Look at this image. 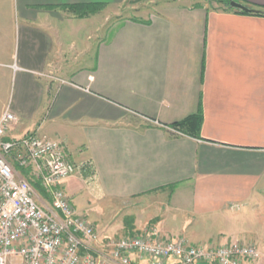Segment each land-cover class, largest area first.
Instances as JSON below:
<instances>
[{"label":"crops","instance_id":"0c3cea01","mask_svg":"<svg viewBox=\"0 0 264 264\" xmlns=\"http://www.w3.org/2000/svg\"><path fill=\"white\" fill-rule=\"evenodd\" d=\"M126 2L0 0V117H18L7 138L37 131L86 164L62 186L107 207L91 219L74 204L106 237L124 228L115 209L152 207L162 236L264 255V16L172 3L93 43V17L67 8ZM199 113L198 132L173 127Z\"/></svg>","mask_w":264,"mask_h":264},{"label":"built area","instance_id":"2783aa9c","mask_svg":"<svg viewBox=\"0 0 264 264\" xmlns=\"http://www.w3.org/2000/svg\"><path fill=\"white\" fill-rule=\"evenodd\" d=\"M17 122L9 108L0 117V264H132V254L153 264H260V248L240 242L196 245L154 233L103 237L62 186L87 165L71 161L62 142L38 132L7 138ZM21 169L42 184L49 204H40Z\"/></svg>","mask_w":264,"mask_h":264},{"label":"rangeland","instance_id":"374dc122","mask_svg":"<svg viewBox=\"0 0 264 264\" xmlns=\"http://www.w3.org/2000/svg\"><path fill=\"white\" fill-rule=\"evenodd\" d=\"M172 3L180 6L184 4L198 5L205 3L210 6V8L216 10H222L226 7L221 0H127L126 4H124L120 8L108 9L106 6H104L99 9L96 8L86 16L87 18L93 17L91 24H89L95 29L93 31L94 33L92 32V41L93 43L98 42V40L107 36L111 32V30L116 26V24L122 19H144L164 9L167 5H170ZM71 13L73 15H76L75 12ZM21 174H23L28 180L32 179L30 171H28V174L27 172L25 174L22 172ZM35 189L37 191L38 200L40 204H49L50 200L49 198H46L49 195L40 182L36 183ZM40 194L44 196V200L42 199ZM71 198L78 210L81 213H84L86 211L89 214V218L91 219H98L100 214H103L106 210L108 211L107 207H105L103 203L89 199L84 195H73ZM130 213H134L130 207H122L120 209H115V212L112 214L113 223L123 221L124 228L122 230H118L113 234L110 233L112 235H110L111 238H121L124 236H138L142 234L149 235L152 233H154L153 237H163L162 239L165 240H172L174 238H186L185 236H162L159 231H156L155 225L160 220V216L156 214V211L154 209L152 211V207L141 209V211H139L137 215L136 213L135 215ZM136 220H138V225H136ZM170 225L174 226L172 223ZM101 234L103 235V233ZM104 236L105 235H103V237ZM262 258H264L263 254Z\"/></svg>","mask_w":264,"mask_h":264},{"label":"trees","instance_id":"16d2710c","mask_svg":"<svg viewBox=\"0 0 264 264\" xmlns=\"http://www.w3.org/2000/svg\"><path fill=\"white\" fill-rule=\"evenodd\" d=\"M224 4H225V9L226 10H231V11H235L241 14H251V15H258V16H264V11L258 10L256 12H245L236 8L231 7V1L233 0H221ZM238 2H241L240 0H235ZM246 6L250 7V8H256L255 6L251 5V4H245ZM105 5L102 3H79V4H73L68 6L67 8L71 11V12H75L76 15H78L79 17H86L90 12H92L93 10H95L96 8H102ZM203 117L202 114L199 113L196 116H192V117H188L187 119H185L182 122L173 124V127L175 129H178L180 131L186 132L187 131V126H189L190 124L194 123L196 124V128H197V132L200 130V126L202 123ZM21 171L25 174L29 169H21ZM31 179L30 182L32 184V186L35 188L36 183H39L38 180H33ZM44 190V189H43ZM45 191V190H44Z\"/></svg>","mask_w":264,"mask_h":264},{"label":"water","instance_id":"95a60500","mask_svg":"<svg viewBox=\"0 0 264 264\" xmlns=\"http://www.w3.org/2000/svg\"><path fill=\"white\" fill-rule=\"evenodd\" d=\"M231 7L248 12V13L257 11L256 9L250 8L246 6L245 4L235 1V0L231 1Z\"/></svg>","mask_w":264,"mask_h":264}]
</instances>
